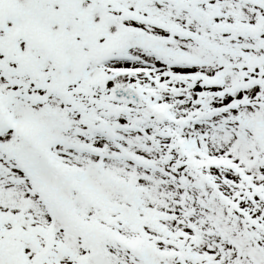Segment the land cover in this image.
<instances>
[{
  "label": "snow or ice",
  "instance_id": "snow-or-ice-1",
  "mask_svg": "<svg viewBox=\"0 0 264 264\" xmlns=\"http://www.w3.org/2000/svg\"><path fill=\"white\" fill-rule=\"evenodd\" d=\"M0 264H264V0H0Z\"/></svg>",
  "mask_w": 264,
  "mask_h": 264
}]
</instances>
